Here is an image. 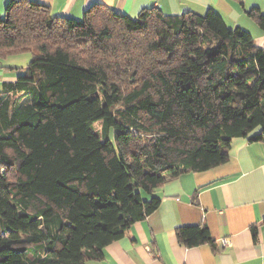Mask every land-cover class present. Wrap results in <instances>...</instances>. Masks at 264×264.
<instances>
[{
	"label": "trees",
	"instance_id": "trees-1",
	"mask_svg": "<svg viewBox=\"0 0 264 264\" xmlns=\"http://www.w3.org/2000/svg\"><path fill=\"white\" fill-rule=\"evenodd\" d=\"M25 53L0 89V264L98 261L156 188L226 163L234 139L264 142V49L218 14L93 5L77 21L9 0L0 62ZM176 235L213 245L205 226Z\"/></svg>",
	"mask_w": 264,
	"mask_h": 264
},
{
	"label": "crops",
	"instance_id": "crops-1",
	"mask_svg": "<svg viewBox=\"0 0 264 264\" xmlns=\"http://www.w3.org/2000/svg\"><path fill=\"white\" fill-rule=\"evenodd\" d=\"M9 0H0V6ZM49 8L52 17L81 20L93 5L135 19L144 9L164 15L218 14L229 29L247 32L264 49V33L247 16H264V0H27ZM11 59H14L10 57ZM0 62V88L20 71ZM15 61V60H11ZM157 209L85 264H264V142L234 139L226 163L211 170L184 173L155 189ZM205 226L213 243L185 248L180 228Z\"/></svg>",
	"mask_w": 264,
	"mask_h": 264
},
{
	"label": "rangeland",
	"instance_id": "rangeland-1",
	"mask_svg": "<svg viewBox=\"0 0 264 264\" xmlns=\"http://www.w3.org/2000/svg\"><path fill=\"white\" fill-rule=\"evenodd\" d=\"M7 3H8V1L4 5L0 6V16H3V12H4V9H5V6H6ZM31 57H32L31 54L25 53V54H22V55H19V56H14V57H12L14 59L10 58L7 62L10 63L9 66H11V67L13 65H16V67H26V65L31 61ZM11 60H15V61L11 62ZM21 73L19 74V76H21ZM16 77H18V76H16ZM92 129L95 132L98 131L99 130V125L98 124L93 125Z\"/></svg>",
	"mask_w": 264,
	"mask_h": 264
}]
</instances>
